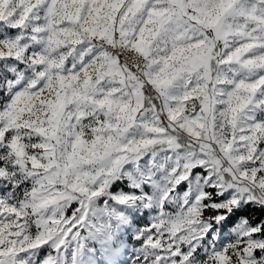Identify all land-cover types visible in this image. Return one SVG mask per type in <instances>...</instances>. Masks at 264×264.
<instances>
[{
  "label": "snow or ice",
  "instance_id": "snow-or-ice-1",
  "mask_svg": "<svg viewBox=\"0 0 264 264\" xmlns=\"http://www.w3.org/2000/svg\"><path fill=\"white\" fill-rule=\"evenodd\" d=\"M0 264H264V0H0Z\"/></svg>",
  "mask_w": 264,
  "mask_h": 264
},
{
  "label": "trees",
  "instance_id": "trees-1",
  "mask_svg": "<svg viewBox=\"0 0 264 264\" xmlns=\"http://www.w3.org/2000/svg\"><path fill=\"white\" fill-rule=\"evenodd\" d=\"M256 215H257V216H259V215H260V213H259V212H256Z\"/></svg>",
  "mask_w": 264,
  "mask_h": 264
}]
</instances>
